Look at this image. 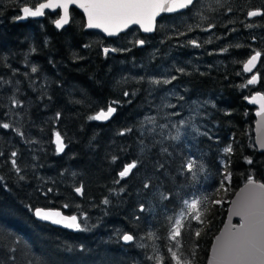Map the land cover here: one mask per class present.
I'll use <instances>...</instances> for the list:
<instances>
[{
    "label": "trees",
    "instance_id": "trees-1",
    "mask_svg": "<svg viewBox=\"0 0 264 264\" xmlns=\"http://www.w3.org/2000/svg\"><path fill=\"white\" fill-rule=\"evenodd\" d=\"M40 1L0 0V124L10 125L0 127V264H177L170 248L180 264H207L234 195L250 178L264 181L255 108L246 103L264 95V0H197L159 19L152 36L131 29L116 39L86 31L76 10L61 31L57 15L16 23L22 7ZM249 11L262 16L249 20ZM257 51L258 84L249 85L243 65ZM173 75L171 84L151 83ZM166 90L176 93L168 98L175 108L161 107ZM13 98L22 106L12 107ZM109 105L116 112L108 123L89 119ZM190 108L199 132L177 146L172 125L181 116L170 114L187 119ZM189 154L199 158L194 170L203 165L195 180L181 172ZM132 162L137 168L121 179ZM193 198L205 203L185 210L182 200ZM35 208L75 215L86 230L40 223ZM124 234L134 241L123 245Z\"/></svg>",
    "mask_w": 264,
    "mask_h": 264
},
{
    "label": "snow or ice",
    "instance_id": "snow-or-ice-1",
    "mask_svg": "<svg viewBox=\"0 0 264 264\" xmlns=\"http://www.w3.org/2000/svg\"><path fill=\"white\" fill-rule=\"evenodd\" d=\"M78 3V6L83 8L87 13V27L89 28H101L108 35H114L122 29L126 28L130 24H138L144 32H152L153 31V21L155 17L161 12H173L177 8L185 9L194 6L196 0H83V2H78V0H48L47 3H40L38 7L33 10L30 7H23L21 9L23 16H18L16 19H23L26 16H40L43 15L44 9H56L60 8L64 10L65 16L55 22L57 28H61L64 24L68 23L67 13L70 4ZM229 11H231L229 9ZM262 13H258L257 11H249L247 15L249 17H254L257 15H261ZM214 27V26H213ZM251 27V25H248ZM145 42L143 40L138 41V44L143 45ZM195 46L199 47L195 41H191ZM109 50L105 49L107 53ZM226 51V49H225ZM261 56V52L257 51L254 55L247 60V62L243 65L244 71H251L252 66H254V62L258 57ZM178 72L183 73L184 69H177ZM32 73H37V67H31ZM177 79V76L173 75L170 78H166L163 80H152V84H171L173 81ZM257 76L255 74L252 75L250 79H248L247 83L252 85L256 83ZM125 96H128V92H124ZM176 95L175 92L171 90H166L163 93L164 102H162V108H175L176 105L169 102L168 98ZM180 100H184L185 98L181 95L179 96ZM259 101L261 111L257 113V115H264V95H258L252 98V102L255 103ZM119 103L118 101H113V104ZM22 106L20 102L13 98L12 107ZM116 112V108L109 105L107 111L100 110L96 115H92L89 117L90 120H107ZM170 115L177 116L180 115L181 119L178 122L180 127H177L176 124H173L172 127L176 128V135L172 137L177 143V146H181L183 141L182 137H187L188 135H192L194 133L199 132V126L196 122V118L198 116V109L190 108L189 113L187 115V119L184 118V115L177 111L173 112ZM57 118H59V114H57ZM149 124H155V118H148ZM0 127L4 129H9L10 125L8 123L0 124ZM162 127H167V125H162ZM181 128L184 131H181ZM128 131H131L129 129ZM23 135V133H18ZM124 135V132L120 133ZM57 142V152L63 151V144L61 141V137L59 133L56 135ZM164 152H168V148L163 149ZM225 152L231 151V148H225ZM17 153L13 151L11 156L15 158ZM198 157H194L189 154L186 160H182L181 163V172L189 173L192 175L193 179H197V172L203 171V165L194 170V165L196 164ZM251 163V161H248ZM14 168H16L17 172H19V168L17 167V162L15 159L11 161ZM160 168H163L164 165L160 164ZM137 168V163L132 162L123 167V170L119 172V177L121 179L128 177L133 169ZM20 179H24L23 176H20ZM119 181H117L118 183ZM249 185L254 184V181L250 178L248 181ZM150 185L148 183L144 184V188L148 189ZM49 192L52 191L51 188L48 189ZM77 192H80L81 189L77 188ZM162 199H169L168 195L164 193L160 194ZM104 204H108L109 201L105 199L103 201ZM204 204L205 201L203 199L193 198L183 199L182 204L184 209H197V204ZM218 203V202H217ZM140 212L145 211V207L142 204L139 208ZM34 215L42 221L51 222L52 224L62 225L68 229H74L77 231H85L86 229L81 226V223L77 222V216L75 215H66L62 216L59 211H45L42 208L33 209ZM236 215L241 217L242 223L240 224V229L243 231L230 232L224 240H222L217 248V260L218 264H264V183L255 185V189L251 190L247 193L241 200L240 204L237 207ZM180 215H184V212H181ZM195 219H200V214L197 212V215L194 217ZM139 219V217H137ZM176 225H180V219L175 220ZM235 227V226H234ZM173 234L171 238L173 240L176 237L181 235V232L178 229L172 230ZM196 236H199L200 233L197 231ZM123 241L130 242L134 241V236L132 234H124L122 236ZM171 252V258L180 264V261L177 257L176 252ZM152 259V257H149ZM184 264H189L188 261H185Z\"/></svg>",
    "mask_w": 264,
    "mask_h": 264
},
{
    "label": "water",
    "instance_id": "water-1",
    "mask_svg": "<svg viewBox=\"0 0 264 264\" xmlns=\"http://www.w3.org/2000/svg\"><path fill=\"white\" fill-rule=\"evenodd\" d=\"M48 0H46L45 2H42V3H47ZM78 2H83V0H78ZM197 2V0H196ZM39 5H37L36 7H38ZM35 7V8H36ZM192 7V6H191ZM190 7V8H191ZM23 8V7H22ZM21 8V9H22ZM35 8H32L33 10H35ZM21 9L19 10V16H23L24 14L22 13ZM76 10L78 11L79 13H81V15L83 16L84 18V23H85V26H84V29L86 31H94V32H98L100 33L104 38L106 39H116L118 36L122 35V34H125L127 33L129 30L131 29H137L139 31V33L141 35H144V36H152L154 33H155V29H156V24H157V21L163 17H166V16H172V15H175V14H179V13H182V12H185L186 10H188L189 8H185V9H180V8H177L175 11L169 13V12H161L159 13L154 21H153V31L152 32H144L143 29L138 25V24H130L128 25L126 28L122 29L121 31L117 32L116 34L114 35H108V33H106L103 29L101 28H89L87 27V23H88V20H87V13L84 11L83 8L79 7L78 6V3H73V4H70L69 5V8H68V13H67V19H68V23L64 24L61 28H57L56 27V24L55 22L59 19H61L62 17L65 16V13H64V10L63 9H60V8H56V9H44L43 10V15H40V16H36V17H32V16H26L25 18L23 19H16V23H23V22H26V20H35V21H39V20H42L44 18V15L45 13H55L57 11H59V16L58 18L56 19V21L54 22L53 26L56 30L58 31H61L63 29H65L69 22H70V12L71 10ZM258 13H262V11H257ZM261 15H257V16H254V17H249L248 16V19L249 20H252V19H255V18H258V17H261ZM139 48H142L143 45H140V44H137ZM259 62H260V57L257 58V60L254 62V66H252V69L251 71H244L246 75L248 76H251L255 73V71L257 70L258 68V65H259ZM244 70V68H243ZM258 83V77H257V81L256 83L252 84V85H256ZM258 95H263L262 93H256L254 94L253 96H251L250 98L246 99V103L250 106V107H253L255 108V118H256V123H255V130H254V134H255V147L256 149L260 152V153H264V115H257L258 112L261 111V107H260V102L257 101L255 103L252 102V98L253 97H256ZM115 114V113H114ZM114 114L107 120H99V122L101 123H108L112 117L114 116ZM254 181V180H253ZM264 183L263 182H257V181H254V184L252 185H249L248 182L234 195L233 199L231 200L230 202V205H229V208H228V213H227V217H226V221L223 225V227L221 228L220 232L218 233V235L215 237L213 243H212V246H211V249H210V252H209V256H208V261H207V264H218V260H217V248L220 244V242L222 240L225 239V237L230 233V232H237V231H243V229H240V224L242 223L241 221V217L236 215V210H237V207L238 205L240 204L242 198L247 194L249 193L251 190H254L255 189V185L257 184H262ZM75 194L78 196V197H81L82 195V190L80 192H77L75 190ZM43 209V208H42ZM45 211H59L61 213L62 216H66L62 211L60 210H57V209H44ZM33 215H34V212H33ZM34 218L40 222V223H43V224H48L54 228H58V229H62V230H65V231H68V232H71V233H75L77 232V230H74V229H68V228H65L63 227L62 225H56V224H52L51 222H45V221H42L40 220L39 218H37L35 215H34ZM78 222V220H77ZM79 223V222H78ZM235 226V227H234ZM132 241L130 242H125L123 241V239H121V243L123 245H128L130 244Z\"/></svg>",
    "mask_w": 264,
    "mask_h": 264
},
{
    "label": "flooded vegetation",
    "instance_id": "flooded-vegetation-1",
    "mask_svg": "<svg viewBox=\"0 0 264 264\" xmlns=\"http://www.w3.org/2000/svg\"><path fill=\"white\" fill-rule=\"evenodd\" d=\"M46 0H42V1H40V3H42V2H45ZM40 3H37V4H35V5H33L32 7H30V8H35L37 5H39ZM27 7H29V6H27ZM73 10V9H72ZM47 14H50V15H57V18H58V16H59V11H57V12H55V13H53V14H51V13H45V15H47ZM20 15V14H19ZM18 15V16H19ZM45 15H44V17H45ZM56 18V19H57ZM44 19V18H43ZM42 19V20H43ZM56 19L54 20V22L56 21ZM27 21V20H26ZM31 21H35V20H31ZM54 22H53V24H54ZM255 75H256V71H255V73H254ZM257 77H258V75H256ZM250 78L252 77V75L251 76H249ZM258 84V83H257ZM256 84V85H257ZM256 94V93H255Z\"/></svg>",
    "mask_w": 264,
    "mask_h": 264
},
{
    "label": "rangeland",
    "instance_id": "rangeland-1",
    "mask_svg": "<svg viewBox=\"0 0 264 264\" xmlns=\"http://www.w3.org/2000/svg\"><path fill=\"white\" fill-rule=\"evenodd\" d=\"M194 134H192V135H188L187 137H184L187 141H189L191 138H192V136H193ZM188 210H190V209H188ZM185 214V213H184ZM184 218V215H179L178 216V218L177 219H180V221L182 220ZM176 227V226H175ZM176 229V228H175Z\"/></svg>",
    "mask_w": 264,
    "mask_h": 264
},
{
    "label": "bare ground",
    "instance_id": "bare-ground-1",
    "mask_svg": "<svg viewBox=\"0 0 264 264\" xmlns=\"http://www.w3.org/2000/svg\"><path fill=\"white\" fill-rule=\"evenodd\" d=\"M81 189V188H80ZM82 190V189H81Z\"/></svg>",
    "mask_w": 264,
    "mask_h": 264
}]
</instances>
